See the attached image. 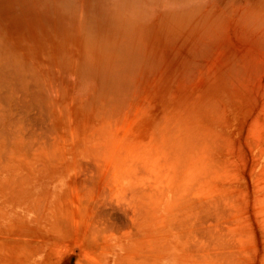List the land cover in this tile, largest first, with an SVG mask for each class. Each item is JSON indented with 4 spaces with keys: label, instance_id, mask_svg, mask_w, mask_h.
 <instances>
[{
    "label": "bare ground",
    "instance_id": "6f19581e",
    "mask_svg": "<svg viewBox=\"0 0 264 264\" xmlns=\"http://www.w3.org/2000/svg\"><path fill=\"white\" fill-rule=\"evenodd\" d=\"M0 237V264H264V0H0Z\"/></svg>",
    "mask_w": 264,
    "mask_h": 264
},
{
    "label": "rangeland",
    "instance_id": "374dc122",
    "mask_svg": "<svg viewBox=\"0 0 264 264\" xmlns=\"http://www.w3.org/2000/svg\"><path fill=\"white\" fill-rule=\"evenodd\" d=\"M252 123H249L248 125H251ZM35 127H37V128H35ZM35 130H37V131H40L41 130V128L39 129V127H38V125H36V126H34L33 127ZM242 131H243V129H242ZM242 131H239V133L238 134H242L243 136L245 135V136H247V127H246V129H245V131L244 132H242ZM242 135H241V137H240V140L238 139V140H236V141H232L233 142V145H235L236 147H238V151H239V156H240V159H239V165H242V166H239V168H238V172L239 173H241L242 172V175L241 174H239L240 175V177H241V179L242 178H246L247 177V175H248V169H249V161H250V159L248 158V157H250V154H251V151H250V149L251 148H253L252 146H250V142L248 141V140H246V138L243 140V141H241L242 140ZM234 137H231V139H233ZM240 141V143H238ZM235 142V143H234ZM248 143V146H247V143ZM64 144V143H63ZM232 144V143H231ZM64 145H66V143L64 144ZM238 145V146H237ZM241 145V146H240ZM243 145V146H242ZM68 145H66L65 147H67ZM247 148V149H246ZM241 151H240V150ZM248 150V151H247ZM249 153V154H248ZM243 155V156H242ZM247 172V173H246ZM246 173V174H245ZM246 176V177H245ZM244 186V185H243ZM244 188V187H243ZM67 197H68V195H66ZM64 197V206H68L67 204H68V202H69V200H68V198L67 197ZM68 200V201H67ZM67 202V203H66ZM243 220H247V216H245V217H243V219L241 220V225L243 224H245V226L247 225V222L246 221H243ZM262 222H260V225H261V227H263L262 226V224H261ZM256 224V223H255ZM257 226V224L255 225V227ZM259 229V231L260 232H257L258 231V229ZM255 230H254V233H255V237H254V244L256 245L257 244V247H256V249H261V245H262V231H261V229L259 228V227H257ZM245 230V229H244ZM244 230L242 231V235L244 234V233H246V234H244V236H243V240L245 239V238H247L246 240H244V245H246V246H248L247 248L248 249H250L249 247H251L252 245H251V243H252V239L250 240L249 239V236H247L246 237V235H247V232H246V230H245V232H244ZM244 232V233H243ZM259 233V234H258ZM258 236H257V235ZM260 237H261V239H260ZM1 238V237H0ZM1 241V240H0ZM69 241V239L68 240H66L65 242L66 243H64V241H63V243H62V245H63V249L61 250V247H59V250H61V252H62V258H65L68 254H66L65 253V249H67V248H65V246H66V244H70V242H68ZM257 241H260V243H259V246H260V248L258 247V242ZM248 242H249V244H248ZM1 243H2V245H1ZM1 243H0V252H2L1 251V249L2 248H7V250H8V248H9V246L7 245H5V244H3V243H6V241L5 242H2L1 241ZM2 246V247H1ZM253 247V246H252ZM252 247H251V250H252ZM65 253V254H64ZM250 255V254H249ZM74 259H75V256H73V258H72V262L74 261ZM76 261H77V257H76Z\"/></svg>",
    "mask_w": 264,
    "mask_h": 264
}]
</instances>
